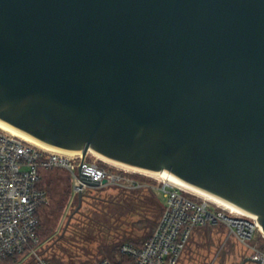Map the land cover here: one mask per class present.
Segmentation results:
<instances>
[{"label":"water","instance_id":"water-1","mask_svg":"<svg viewBox=\"0 0 264 264\" xmlns=\"http://www.w3.org/2000/svg\"><path fill=\"white\" fill-rule=\"evenodd\" d=\"M0 122L167 172L264 235V0H0Z\"/></svg>","mask_w":264,"mask_h":264},{"label":"built area","instance_id":"built-area-1","mask_svg":"<svg viewBox=\"0 0 264 264\" xmlns=\"http://www.w3.org/2000/svg\"><path fill=\"white\" fill-rule=\"evenodd\" d=\"M73 160L0 129V264H50L38 236L39 211L50 203L41 185L44 172L54 168L71 172L74 197L91 189L89 183L105 187L121 181L96 165L82 162L76 169ZM156 189L164 199V211L143 247L121 246L120 253L131 259L128 264H180L195 230L207 225L226 229L252 252L254 264H264V235L256 217L237 214L166 183ZM97 264L116 263L106 258Z\"/></svg>","mask_w":264,"mask_h":264},{"label":"rangeland","instance_id":"rangeland-1","mask_svg":"<svg viewBox=\"0 0 264 264\" xmlns=\"http://www.w3.org/2000/svg\"><path fill=\"white\" fill-rule=\"evenodd\" d=\"M72 162L76 166V169L83 162L89 166L96 165L99 168L108 171L110 174L121 178L120 183L117 182L105 187L90 189L89 191L92 195H98V190H103L107 194L111 195L117 194L119 190H129L131 192L139 190L147 192V186L144 187L145 185L141 181H138V183L136 179L121 174V172L126 174L131 172L108 165L98 160L90 153L85 159L81 157L79 159H74ZM153 179L157 182L158 186L156 188L164 184V182L156 178ZM42 182L44 185L43 187H45L50 195V203L42 210L41 213L43 230L50 231L49 236H42L43 250L45 251L46 258H48L52 263L55 260V262H59V264H97L101 259L106 258V255L100 254L101 251L99 248L104 243L106 244L107 242L110 243L116 241L117 239H114L115 233L112 239H109L110 236H108V233H103V240L100 241L99 245L90 246V244H87L88 246L86 247L81 246L83 249L78 251L75 250L73 259H68L62 255V252L66 250L68 246L65 241H62V238L70 237L71 233H67L69 226L77 224V221H74L73 218L77 220L81 218L80 216L74 215L72 218L73 221L71 220L66 232L64 233L69 217L79 206L78 197H74L73 176L72 173L66 169L54 168L43 173ZM134 183H138L137 185H139V187H133L132 184ZM145 194L147 201H150V199L153 201V198L155 197L160 200L164 206V199L158 193L157 189H155V192L152 194L148 192ZM60 207H63V209L62 212L59 213L58 211ZM81 207L83 213L87 212L88 206L86 203L83 204L82 202ZM159 217L155 220V224H157ZM131 220L132 222H138L139 218L133 217ZM151 231H147L146 234L145 231H138L136 236L139 239L143 237L146 241L150 238L153 232ZM254 241L256 242L258 240L255 239ZM251 255L252 252L240 244L236 238L230 236L227 230L223 227L206 228L196 232L187 250L183 254L180 264H239L243 259L250 258ZM114 260L116 262H120L121 256L117 255ZM247 264L254 263L248 262Z\"/></svg>","mask_w":264,"mask_h":264},{"label":"trees","instance_id":"trees-1","mask_svg":"<svg viewBox=\"0 0 264 264\" xmlns=\"http://www.w3.org/2000/svg\"><path fill=\"white\" fill-rule=\"evenodd\" d=\"M121 174L134 178L137 180V182L141 181L145 185L144 187L147 186V192L150 194L154 193L156 187L158 186L157 182L153 178L143 174L132 172L129 174L121 172ZM41 185L44 186L43 182ZM89 190L85 193V199L83 200V204H87L88 210L87 212L83 213L81 207L80 210L75 214L81 218L78 220L73 218L74 221H77V224H72L69 226L67 233H71L70 237L62 238V241H65V243L68 245L67 249L62 252V255L68 259H73L75 250L78 251L83 249L81 246L86 247L88 246L87 244H90V246L99 245L100 241L103 240V233H108V236H110L109 239H112L115 233L114 239L117 240L110 243L106 241V244L103 242V247L100 246L99 248L101 251L100 254L106 255L107 259L112 260L116 264H128L131 262V259L123 256L120 253L121 246L124 244H131L136 247H143L148 239L145 241V239L141 236L139 239L136 236L137 232L145 231L146 234L147 231L152 230V236L158 224V222L155 224V220L159 216L161 217L164 211V206L162 205L161 201L156 199L154 196L153 201L151 199L150 201H147L145 198V193H147L146 191L142 192L135 190L131 192L129 190H119L117 194L111 195L107 194L103 190H98V195H92ZM47 206L48 205L43 206L39 211L38 236L42 243V236L47 237L50 235L49 230H43L41 219L42 210ZM62 209L63 207H60L58 212H62ZM133 217L139 218V221L132 222L131 219ZM217 227L218 226L207 225L205 227L196 229L190 242L198 230ZM43 252L45 255L44 250ZM117 255L121 256L120 262H116L114 260ZM46 259L50 262L48 258ZM50 264H59V262H55L54 260V262H50Z\"/></svg>","mask_w":264,"mask_h":264},{"label":"bare ground","instance_id":"bare-ground-1","mask_svg":"<svg viewBox=\"0 0 264 264\" xmlns=\"http://www.w3.org/2000/svg\"><path fill=\"white\" fill-rule=\"evenodd\" d=\"M0 129L3 130L4 132L8 133V134H11L13 136H16L22 140H24L25 142H28L48 153H51V154H54V155H57V156H62V157H66V158H70V159H79L82 157V153H75V152H69V151H63V150H58V149H55L53 147H50V146H47L45 144H42L36 140H34L33 138L11 128L10 126L0 122ZM91 155L95 156L98 160L108 164V165H111L113 167H116L118 169H121V170H124V171H127V172H132V173H139L135 170H132L130 168H127V167H124V166H121L119 164H116L114 162H111V161H108L106 159H104L103 157L99 156L98 154L90 151L89 152ZM88 153V154H89ZM140 174V173H139ZM143 175L145 176H148L150 178H156L166 184H169V185H172V186H176L178 188H181L182 190H185L186 192L198 197V198H201L203 200H206V201H209V202H212L214 204H217L218 206L220 207H223V208H226V209H229V210H232L233 212L237 213V214H242V215H248V216H253V215H250L246 212H243V211H239V210H236V209H232V208H229V207H226L224 205H222L220 203L219 200L217 199H214L210 196H207V195H202L199 193V191L187 184H185L184 182L180 181L179 179H177L176 177L170 175L169 173L167 172H163V173H157V174H148V173H144ZM255 217V216H253Z\"/></svg>","mask_w":264,"mask_h":264}]
</instances>
